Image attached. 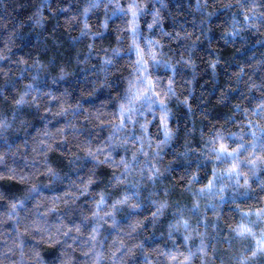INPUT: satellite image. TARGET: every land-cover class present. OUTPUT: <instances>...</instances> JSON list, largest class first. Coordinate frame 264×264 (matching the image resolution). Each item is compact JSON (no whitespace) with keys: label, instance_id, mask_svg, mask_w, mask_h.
<instances>
[{"label":"clouds","instance_id":"1","mask_svg":"<svg viewBox=\"0 0 264 264\" xmlns=\"http://www.w3.org/2000/svg\"><path fill=\"white\" fill-rule=\"evenodd\" d=\"M0 264H264V0H0Z\"/></svg>","mask_w":264,"mask_h":264}]
</instances>
